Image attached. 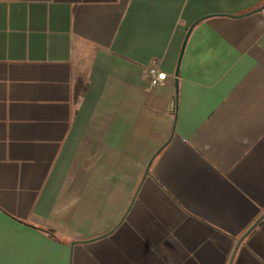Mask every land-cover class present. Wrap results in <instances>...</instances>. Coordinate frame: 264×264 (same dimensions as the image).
<instances>
[{
    "label": "crops",
    "instance_id": "1",
    "mask_svg": "<svg viewBox=\"0 0 264 264\" xmlns=\"http://www.w3.org/2000/svg\"><path fill=\"white\" fill-rule=\"evenodd\" d=\"M263 5L0 0V264H264Z\"/></svg>",
    "mask_w": 264,
    "mask_h": 264
},
{
    "label": "built area",
    "instance_id": "2",
    "mask_svg": "<svg viewBox=\"0 0 264 264\" xmlns=\"http://www.w3.org/2000/svg\"><path fill=\"white\" fill-rule=\"evenodd\" d=\"M151 86L159 84L166 79V73L159 69L156 62H153L148 69Z\"/></svg>",
    "mask_w": 264,
    "mask_h": 264
},
{
    "label": "water",
    "instance_id": "3",
    "mask_svg": "<svg viewBox=\"0 0 264 264\" xmlns=\"http://www.w3.org/2000/svg\"><path fill=\"white\" fill-rule=\"evenodd\" d=\"M262 8H264V5L263 6H261L258 10H260V9H262ZM193 26H194V24H192L190 27H189V29H188V32H187V34H186V36H185V39H184V42H183V44H182V49H181V54H180V58H181V56H182V53H183V50H184V48H185V45H186V42H187V38H188V36H189V34L191 33V30L193 29ZM178 74H179V63H178V66H177V69H176V72H175V76H176V88H177V86H178V79H177V77H178ZM149 167V166H148ZM147 171H148V168H147V170H146V173H147ZM264 217V212H263V214L257 219V221L251 226V228H249V230L242 236V238L259 222V220H261L262 218ZM242 238H240L239 240H238V242L236 243V246H235V249H236V247L238 246V244H239V242H240V240L242 239ZM234 249V250H235ZM234 252V251H233Z\"/></svg>",
    "mask_w": 264,
    "mask_h": 264
},
{
    "label": "trees",
    "instance_id": "4",
    "mask_svg": "<svg viewBox=\"0 0 264 264\" xmlns=\"http://www.w3.org/2000/svg\"><path fill=\"white\" fill-rule=\"evenodd\" d=\"M41 230H43L44 232H47L49 234H52V230L51 229H47V228H40Z\"/></svg>",
    "mask_w": 264,
    "mask_h": 264
}]
</instances>
